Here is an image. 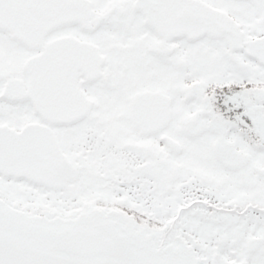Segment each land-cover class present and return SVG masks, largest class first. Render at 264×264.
<instances>
[{
	"label": "snow or ice",
	"instance_id": "obj_1",
	"mask_svg": "<svg viewBox=\"0 0 264 264\" xmlns=\"http://www.w3.org/2000/svg\"><path fill=\"white\" fill-rule=\"evenodd\" d=\"M0 264H264V0H0Z\"/></svg>",
	"mask_w": 264,
	"mask_h": 264
}]
</instances>
